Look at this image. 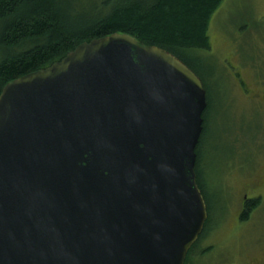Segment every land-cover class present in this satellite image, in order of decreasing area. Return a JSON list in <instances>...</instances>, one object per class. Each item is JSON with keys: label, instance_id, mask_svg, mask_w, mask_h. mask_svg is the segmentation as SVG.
Here are the masks:
<instances>
[{"label": "water", "instance_id": "obj_1", "mask_svg": "<svg viewBox=\"0 0 264 264\" xmlns=\"http://www.w3.org/2000/svg\"><path fill=\"white\" fill-rule=\"evenodd\" d=\"M207 106L182 60L127 34L0 92V264H184L207 206Z\"/></svg>", "mask_w": 264, "mask_h": 264}, {"label": "rangeland", "instance_id": "obj_2", "mask_svg": "<svg viewBox=\"0 0 264 264\" xmlns=\"http://www.w3.org/2000/svg\"><path fill=\"white\" fill-rule=\"evenodd\" d=\"M66 10L80 17L77 1ZM207 34L209 49L187 53L210 102L200 145L209 220L187 264H264V108L243 89L264 88V0H221ZM250 178L259 198L240 220Z\"/></svg>", "mask_w": 264, "mask_h": 264}, {"label": "trees", "instance_id": "obj_3", "mask_svg": "<svg viewBox=\"0 0 264 264\" xmlns=\"http://www.w3.org/2000/svg\"><path fill=\"white\" fill-rule=\"evenodd\" d=\"M72 1L0 0V92L13 79L60 61L79 44L116 33L130 35L143 45L167 50L197 73L199 64H195L196 60L187 53L195 49H209L208 25L221 2L75 0L80 17L74 18L66 10ZM202 83L207 106L202 114V132L195 149V172L207 206L200 145L206 131L210 102L205 83ZM246 214L242 215V219ZM208 220L209 216L205 227ZM195 245L189 250L184 264L189 261Z\"/></svg>", "mask_w": 264, "mask_h": 264}, {"label": "flooded vegetation", "instance_id": "obj_4", "mask_svg": "<svg viewBox=\"0 0 264 264\" xmlns=\"http://www.w3.org/2000/svg\"><path fill=\"white\" fill-rule=\"evenodd\" d=\"M243 85H245V84H243ZM243 89H244V91L247 90L246 92H248L247 96L249 99L259 100L260 105L264 108V88H261V89L258 88L257 90H253L252 92H249V89H247V86H243ZM238 154H239V151H238ZM250 166H248V167H250ZM248 170H250V169H248ZM253 179L250 178L249 181H247V183L244 187V190L242 192V195L239 196L237 218H239L240 220H243L242 215L244 213H248L250 210H252L256 207L257 198H259L257 195H249V193H248L251 190L254 191V190H258V188H260V186L255 183L256 180H253ZM247 188H248V191L246 190ZM205 191H206V189H205Z\"/></svg>", "mask_w": 264, "mask_h": 264}]
</instances>
